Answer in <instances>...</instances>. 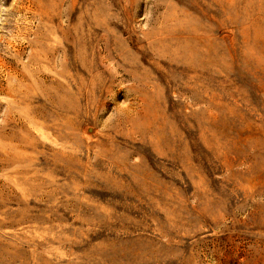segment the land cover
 I'll list each match as a JSON object with an SVG mask.
<instances>
[{
    "label": "rangeland",
    "instance_id": "obj_1",
    "mask_svg": "<svg viewBox=\"0 0 264 264\" xmlns=\"http://www.w3.org/2000/svg\"><path fill=\"white\" fill-rule=\"evenodd\" d=\"M263 252L264 0H0V264Z\"/></svg>",
    "mask_w": 264,
    "mask_h": 264
},
{
    "label": "bare ground",
    "instance_id": "obj_2",
    "mask_svg": "<svg viewBox=\"0 0 264 264\" xmlns=\"http://www.w3.org/2000/svg\"><path fill=\"white\" fill-rule=\"evenodd\" d=\"M216 259L218 264H229L233 260L231 256H228V254H224V253L219 254ZM255 263L264 264V252L260 254V256L257 258Z\"/></svg>",
    "mask_w": 264,
    "mask_h": 264
}]
</instances>
